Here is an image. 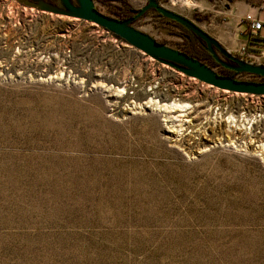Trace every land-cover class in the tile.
Masks as SVG:
<instances>
[{"label": "rangeland", "instance_id": "obj_1", "mask_svg": "<svg viewBox=\"0 0 264 264\" xmlns=\"http://www.w3.org/2000/svg\"><path fill=\"white\" fill-rule=\"evenodd\" d=\"M132 26L186 49L154 8ZM0 264H264V95L0 0Z\"/></svg>", "mask_w": 264, "mask_h": 264}, {"label": "water", "instance_id": "obj_2", "mask_svg": "<svg viewBox=\"0 0 264 264\" xmlns=\"http://www.w3.org/2000/svg\"><path fill=\"white\" fill-rule=\"evenodd\" d=\"M18 1L30 7H38L42 11H49L94 22L153 58L164 61L180 69L187 75L217 88L232 92L264 95V81L240 80L235 77L220 75L199 59L188 55L184 51L160 43L148 33L135 28L132 26L133 17L118 19L104 14L96 8L94 0H77V5L70 0H61V6L48 3L45 0ZM151 8H154L159 14L176 21L197 35L218 63L236 72H248L264 77V66L249 64L239 59L236 55L222 47L212 35L191 18L162 6L156 0H147L145 5L139 9H134L133 12L136 14V17H140ZM216 51L225 58L232 60L234 64L226 65L225 61L216 55Z\"/></svg>", "mask_w": 264, "mask_h": 264}, {"label": "crops", "instance_id": "obj_3", "mask_svg": "<svg viewBox=\"0 0 264 264\" xmlns=\"http://www.w3.org/2000/svg\"><path fill=\"white\" fill-rule=\"evenodd\" d=\"M227 9L218 10L206 6L194 20L226 50L236 55L248 45L249 32L246 20L247 15L260 20L263 24L258 31L264 37V0H228ZM264 48V40L260 41Z\"/></svg>", "mask_w": 264, "mask_h": 264}, {"label": "trees", "instance_id": "obj_4", "mask_svg": "<svg viewBox=\"0 0 264 264\" xmlns=\"http://www.w3.org/2000/svg\"><path fill=\"white\" fill-rule=\"evenodd\" d=\"M97 1L110 4L112 12L115 14V18L118 19H126L129 17H133L134 19L137 18L136 14L133 12L134 9L130 7L127 0H97ZM172 22H174L178 27L182 29V33H180V35H182L183 39L186 41V49L183 50L184 52H186L190 56L199 59L202 62H204L205 60L209 61L211 63L210 67H212V65L218 66V70L216 71L218 74L234 77V75L237 72L234 71L233 69H228V67H226L225 65H219L215 60H213L210 54L207 52L203 41L197 35H195L190 30L182 27L177 22L175 21ZM247 26L249 32L248 45H246V47L243 49V54L242 53L236 54L237 57H244V53H249L250 51H259L262 48V44L260 43V41L264 40V37H261L259 35V33L257 32L258 30L252 32L248 23ZM115 36L118 37L117 35ZM225 64L232 65L230 61H226ZM250 81H254V80H250ZM257 81H264V77H262L260 80Z\"/></svg>", "mask_w": 264, "mask_h": 264}, {"label": "built area", "instance_id": "obj_5", "mask_svg": "<svg viewBox=\"0 0 264 264\" xmlns=\"http://www.w3.org/2000/svg\"><path fill=\"white\" fill-rule=\"evenodd\" d=\"M225 8L227 9V7ZM244 19L252 29L259 30L263 26L260 20L252 18L250 15H247V17H245ZM241 53L243 54V50L241 51ZM238 58L246 61L249 64L264 66V48H261L259 51H250L249 53H244V57ZM236 74H241L246 78V80H251L254 78H258V80H260L262 78L260 76L248 72H237Z\"/></svg>", "mask_w": 264, "mask_h": 264}, {"label": "bare ground", "instance_id": "obj_6", "mask_svg": "<svg viewBox=\"0 0 264 264\" xmlns=\"http://www.w3.org/2000/svg\"><path fill=\"white\" fill-rule=\"evenodd\" d=\"M132 1L134 2L135 0ZM196 5H197V0H170L168 2V6L183 11L192 9Z\"/></svg>", "mask_w": 264, "mask_h": 264}, {"label": "flooded vegetation", "instance_id": "obj_7", "mask_svg": "<svg viewBox=\"0 0 264 264\" xmlns=\"http://www.w3.org/2000/svg\"><path fill=\"white\" fill-rule=\"evenodd\" d=\"M163 16V15H162ZM172 21H174V20H172ZM176 22V21H175ZM179 24V23H178ZM183 27V26H182ZM185 28V27H184ZM189 30V29H188ZM206 48V47H205ZM207 50V49H206ZM207 52L210 54V56L212 57V59L213 60H215L214 58H213V56H212V54L207 50ZM216 55L217 56H219L221 59H223L225 62L226 61H230L232 64H234V62L232 61V60H230V59H227V58H225L223 55H221L218 51H216ZM216 61V60H215ZM217 62V61H216ZM218 63V62H217ZM219 65H222V64H220V63H218ZM228 69H230V68H228Z\"/></svg>", "mask_w": 264, "mask_h": 264}]
</instances>
